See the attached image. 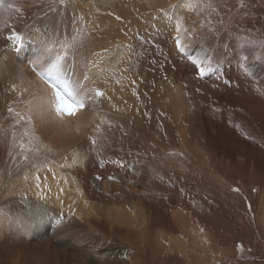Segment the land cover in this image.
Here are the masks:
<instances>
[{
	"label": "bare ground",
	"instance_id": "bare-ground-1",
	"mask_svg": "<svg viewBox=\"0 0 264 264\" xmlns=\"http://www.w3.org/2000/svg\"><path fill=\"white\" fill-rule=\"evenodd\" d=\"M168 1L67 0L52 4V12L50 0H5L13 7L0 8V264H220L239 257L243 238L248 259L231 264H264V85L241 89L250 97L246 121L224 90L215 94L222 87L209 77L199 88L173 92L170 67L178 66L175 80L182 81L187 53H172L167 28L156 37L151 21ZM14 32L22 43L9 39ZM81 32L82 46L65 62L64 75L105 96L63 120L29 112L28 101L47 91L33 61L47 42L57 41L58 48ZM169 56L178 62L170 64ZM259 64L264 70V59ZM8 107L32 115L31 124L16 123ZM101 120L112 127L105 123L94 133ZM33 134L39 155H47L57 173H40L43 200L18 146ZM94 134L103 146L99 158L88 139ZM65 158L70 166L60 167ZM109 159L123 160L124 167ZM203 164L211 165V179L224 177L227 191L244 187L243 198L240 190L229 197L212 186L207 191ZM171 186L179 190L171 193ZM256 192L261 200L253 218ZM38 205L48 215L29 227L14 226L17 218L30 221ZM61 212L65 219L57 225Z\"/></svg>",
	"mask_w": 264,
	"mask_h": 264
},
{
	"label": "rangeland",
	"instance_id": "rangeland-1",
	"mask_svg": "<svg viewBox=\"0 0 264 264\" xmlns=\"http://www.w3.org/2000/svg\"><path fill=\"white\" fill-rule=\"evenodd\" d=\"M173 5L177 7L174 9ZM181 5L184 6L181 7ZM190 5L195 6L192 7ZM162 9L168 13V16L164 15L161 11ZM169 16L173 18L171 21L168 18ZM177 17H183L184 26L190 30L195 26V31L191 35L185 34L186 38L183 41L185 46L184 51L187 53V56L182 61L184 77L179 78L182 81L175 80L178 78L175 77L174 71L178 66L173 63L170 67L172 91L174 92L179 88L181 92H189L195 88H199L198 84L207 81L203 78V75L199 74V64L193 61L203 59L204 53H208L211 57V62L209 70L205 74L210 75L207 77H209L211 82L222 87L217 89L215 94L221 95L224 90L230 96L233 108L237 111L239 118L242 121H246V118L249 120L250 111H246L249 104L247 97L249 96L241 94L240 91L247 85L260 83L264 85V70L259 68L261 59H264V41L262 40V36H264V2L261 0H243L242 6L240 0H169L164 7L155 10L154 18L151 21L153 20L154 22L156 37L163 34L164 25L167 28V32L171 37L170 47L172 53L180 48L175 42V19ZM242 56L248 57L245 65L248 68L247 72L241 67ZM175 59L169 56L170 64ZM230 80L233 81L234 88L229 87ZM196 95L195 92H191V98ZM211 95L212 92L210 93V97ZM257 103L259 102L257 101ZM253 117L256 118V116ZM178 160L181 161H179V164L183 165L184 162L183 166L185 167V161L182 158ZM203 165L205 166H201L200 169L203 170V173L205 172L206 178H204L203 174V182L209 185L207 191L211 192L212 187H215L217 190L222 191V195L229 197L231 195L230 192L239 193V191L235 190L239 189L243 198L244 187L234 184L233 188L230 189L232 191H227L221 182V178L223 179L224 177L221 175L220 180L211 179V165ZM212 171H214V166H212ZM195 172L197 174L200 173V171ZM174 187L171 186V193H173L172 190H179L178 188L174 189ZM246 200L250 201L249 196ZM251 200L254 203L251 216L255 218L258 213V204L261 200L259 192L251 195ZM176 202L180 203V200L177 199ZM220 211V209H217L218 213ZM240 220L241 218L239 217L238 223ZM243 240L245 239H241L237 245H243V251L238 248L239 257L230 260L226 259L220 264H224L225 262L226 264H231L234 262L233 259L235 261L237 259H248L247 255L249 251L245 248L246 245ZM171 262V264H177L175 261Z\"/></svg>",
	"mask_w": 264,
	"mask_h": 264
},
{
	"label": "snow or ice",
	"instance_id": "snow-or-ice-1",
	"mask_svg": "<svg viewBox=\"0 0 264 264\" xmlns=\"http://www.w3.org/2000/svg\"><path fill=\"white\" fill-rule=\"evenodd\" d=\"M59 4V5H66L67 0H50V11L55 12L56 8L51 6L52 4ZM241 5L243 6V0H240ZM184 5H181L183 7ZM194 7L195 5H190ZM13 7V5H6L5 0H0V8H9ZM174 9L177 7L175 5L172 6ZM17 11H20L17 9ZM165 16H168V13L165 10H161ZM48 13L45 12L44 16H47ZM171 21L173 18L171 16L168 17ZM119 19V17H117ZM175 28H176V44L180 47V51L185 50V46L183 41L185 40V34L191 35L192 32L195 31V26L190 30L189 28L184 26V18L177 17L175 19ZM36 32H39L40 29L37 27L34 29ZM10 40L13 41L14 45L20 44L23 42L24 37L17 32H14L10 37ZM83 38L82 32L78 33L75 36H71L70 38H65L58 42L59 47L57 48V41H49L46 43V46L42 48L41 53L36 57L33 61V71L38 70V75L41 76V79H44L45 76L49 77V80H45V84L47 86L46 94L34 98L33 100L28 101L29 104V112H34L36 115H42L43 113H47L51 115L52 113L55 114L57 118L63 120L65 117H76L79 114H82L83 111L89 107L92 100L96 97H104L105 93L99 89H89L83 83L79 81H72L68 78H64V64L68 60L70 56H73L75 51L82 46ZM242 63L241 67L247 72L248 68L245 66L248 60L247 56L241 57ZM45 61H47L45 63ZM194 63L199 64V74L204 75L206 71L209 70V65L211 62V57L208 53H204L203 59L194 60ZM55 77V79H52ZM86 80L87 77H84ZM118 82V81H117ZM133 83H135L133 81ZM15 85L13 88L15 89ZM28 89H24V92H27ZM23 95V93H21ZM9 113H14L17 119L16 123H19L20 120L27 119V122L31 124L32 115H28L27 117L21 115L20 112L16 111L13 107H8ZM107 123L109 128L112 127L111 121L101 120L99 123H96L93 127L94 133H98L101 131L102 125ZM122 127V126H121ZM126 134V133H125ZM25 135H29L28 131H25ZM88 139L91 142L92 149L95 150L97 157H102V145L98 146V139L97 136L94 134L89 136ZM13 140L15 137L13 136ZM33 140H38V137H35L34 134L32 138L28 141L27 145L23 140L19 141V149L21 151L23 160L26 162V167L30 169H34L33 172V179L35 182V187L39 189L37 195L40 199H46L45 189L41 187V175L42 171H47L51 173L53 178L57 177V173L54 171L50 164L52 161L49 160L47 155L40 156L39 153L41 152V148L33 143ZM48 151H51L48 149ZM31 153L32 155H29ZM11 155V153H9ZM105 159H99L100 167H104ZM108 163L117 164L121 168L124 167V162L121 159H109L107 160ZM70 166L67 164V158H65V164L60 165V167ZM19 167V165H17ZM131 167V165H129ZM24 179L27 180L28 176L25 174ZM95 179L102 180L104 177L96 176ZM109 180H115V176L107 177ZM44 181L48 180V176L45 175L43 177ZM66 182V181H65ZM239 191V189H235ZM47 191H51L49 187ZM59 191L62 193L64 192L63 188H59ZM63 203V201H61ZM251 208V205H249ZM32 219L29 220H22L17 218L13 223L14 226L17 228H25L29 227L32 223L39 222L42 220L46 215H48V210L44 208L42 205H38L35 213L31 214ZM71 215V214H70ZM65 219L64 213L61 212L59 217L56 218L55 223L60 225ZM238 248L243 251V245H239Z\"/></svg>",
	"mask_w": 264,
	"mask_h": 264
}]
</instances>
